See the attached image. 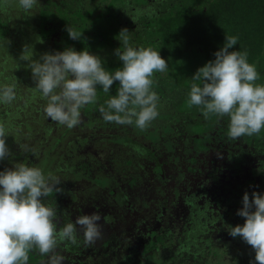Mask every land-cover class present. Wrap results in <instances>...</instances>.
<instances>
[{
  "label": "trees",
  "instance_id": "obj_1",
  "mask_svg": "<svg viewBox=\"0 0 264 264\" xmlns=\"http://www.w3.org/2000/svg\"><path fill=\"white\" fill-rule=\"evenodd\" d=\"M138 9H148L151 15H138ZM66 26L82 32L81 37L71 39ZM123 28L130 32L134 47L159 51L167 64L189 59L191 69H180L184 72L181 81H185V76L191 78L198 67L214 59L213 53L222 46L225 37L236 36L238 40L233 48L247 51L248 62L255 64L260 73L256 83L264 84V0H39L28 12L20 10L16 0H3L0 3V83H16L17 95L11 104L0 105V124L9 135L5 142L11 152V156L0 161V170L23 162L40 167L45 175L51 173L60 178L61 190L42 198L56 209L58 229L78 215L92 212L100 215L102 236L95 243L85 244L78 233V244L62 243L58 248L74 264H130L123 254L121 258L118 256L117 250H122L118 243L121 239L113 231L129 223L128 215L133 216L131 221L138 223L137 227L149 241L155 235L156 239H162L161 249L170 253L161 255L165 257V264H214L220 256L215 255L212 261L210 253H199L195 244L189 247L191 242L185 244L186 240L178 239L185 228L179 219L154 216L146 221L142 213L146 209L144 204L162 193L175 203L182 194L180 184L188 182L190 174L197 173L198 186L203 192H212L221 184L225 189L212 198L213 208L218 211L216 220L222 219L221 225L242 224L244 218L236 214L242 207V195L249 192L251 199L253 191L264 192V180L245 179L244 187L238 186L240 189L235 190L230 186L233 177L228 174L239 176L246 157L253 160L264 155V129L251 136L231 139L227 135V116L206 117L197 106H189L187 98L184 99L187 108L179 106L188 91L166 72L154 74L153 85L163 87L161 91H154L159 100L165 101L168 97L165 99L164 95L170 87L175 88L174 94L179 93L172 109L182 114L173 129L177 137L185 134L178 146L182 148V157L177 150L176 155L169 157L172 146L164 142L163 147L161 142L170 141L164 136L172 132L164 133V127L152 129L153 121L143 130L134 124L107 122L95 104L81 110V122L72 129L43 115L45 101L34 91L31 71L27 68L26 60L32 52V58L36 59L42 53L68 47L77 51L87 48L102 59L106 69L113 65L109 69L112 71L122 63L114 50L123 49L117 35ZM25 45L28 50L23 51ZM118 83L114 81L110 90L115 92ZM108 94L97 90L99 102L103 103ZM25 143L34 149V156L21 152L19 145ZM260 163L263 170L264 162ZM260 166L253 168L251 174H260ZM182 198L186 200V196ZM225 232L227 260L249 264L254 255L251 246ZM219 246L216 243L211 252L219 253ZM151 247L144 244L145 251ZM28 255V264H42L40 260H44L37 250L29 251ZM138 257L142 264H162L159 257L151 260Z\"/></svg>",
  "mask_w": 264,
  "mask_h": 264
},
{
  "label": "clouds",
  "instance_id": "obj_2",
  "mask_svg": "<svg viewBox=\"0 0 264 264\" xmlns=\"http://www.w3.org/2000/svg\"><path fill=\"white\" fill-rule=\"evenodd\" d=\"M39 0H16L25 12L33 10ZM3 3V0H0ZM138 15H151L148 9H138ZM66 31L71 39H79L82 32L70 26ZM126 28L120 30V47L114 50L122 62L115 70L103 66L102 59L87 48L79 51L68 47L62 51L45 52L26 61L34 82L33 89L45 101L42 112L46 118L69 129L81 122V110L97 101V90L110 93V86L118 81L115 94L99 106L107 122L135 125L146 129L158 116L159 96L152 89L153 76L166 70L167 61L151 47H134ZM236 36L225 37L222 46L213 53L214 59L197 68L190 78L187 93L189 106H197L207 117L227 116V135L236 140L257 134L264 129V84L255 64L248 62L247 51H239ZM27 45L23 51H26ZM16 83H0V105L16 99ZM9 136L0 124V161L11 156L5 142ZM21 152L36 154L29 144H20ZM60 178L45 175L40 167L15 162L0 170V264H28L29 251L37 250L44 257L42 264H64L58 251L62 243L76 245L78 233L85 244H93L102 236L98 213L78 215L75 220L57 228L56 209L42 198L59 192ZM242 207L236 214L244 218L242 224L224 227L250 245L253 258L249 264H264V192L242 195Z\"/></svg>",
  "mask_w": 264,
  "mask_h": 264
},
{
  "label": "flooded vegetation",
  "instance_id": "obj_3",
  "mask_svg": "<svg viewBox=\"0 0 264 264\" xmlns=\"http://www.w3.org/2000/svg\"><path fill=\"white\" fill-rule=\"evenodd\" d=\"M113 94H115L114 91L110 92L106 97V99H108L109 95H113ZM162 101L163 100H159L158 102V116L153 120V124L151 125V128L153 129L154 126L155 129H157V127L160 128L164 127V130H166L168 127H170L169 130H167L165 133L167 132L170 133L169 131H171L172 133L164 136L166 138H169V140L171 141V142L169 141V143L173 148L169 157L172 158L174 155H176V150L181 153V157H182V148L179 149L178 146L184 140L185 134H181L182 136L177 137L176 135H174L176 133L173 130L176 129V126H178L179 123L178 120L180 119L179 116L180 115L182 116V114L179 115V112H177V110L172 109V107L168 106V103L164 104ZM103 103L98 102L97 108H99V106L102 105ZM97 112H99V109ZM162 141L163 142H161V144H163L164 142L165 145L167 144L166 143L167 141L165 140ZM165 145L163 144V147H165ZM245 161L246 163L242 167V169H240L242 170V172H240L239 176L234 177L236 175L233 176L232 174H228L229 177H233L231 179L230 186H232V188L235 190H238L240 188L242 189V187H244L245 179L253 178L254 181H257V179L264 180V168L262 170L260 166L261 164L260 162H264V155H259V158L254 157L253 160H251L250 158L247 159L246 157ZM198 166L200 168L202 167L201 165ZM258 166H260V170H262L261 173L259 174L255 172L254 174H251V172L254 171L253 168L256 167L258 168ZM204 169H206V167ZM204 169L202 170L203 172L202 175L205 177L206 173ZM196 175L197 173L192 175L190 174L188 176V182L180 184L181 186L180 192L182 194L180 199L176 200L175 203L170 202L169 199L170 197L168 198L166 193H162V195H159V197L155 198L154 200L151 199L149 202L145 201L146 203L144 204V206L146 209H144L142 213L144 214V216H146L145 218L146 221L147 219L150 220L151 217L154 216L159 217V219L163 218L165 220L168 218L170 219L173 218V220L179 219V221H181L180 224L183 225L182 227H185L178 236L179 240H186L185 244H188L187 242H191L188 244L189 247H191L190 245L195 244V249L198 250L199 253H203V252L204 254L210 253L209 255L211 256V260L212 257H214L215 255L220 256V259L216 261L214 264H227L229 262H232L227 260L228 256L227 253L225 252V246L223 243L224 241H226L227 233L225 232L226 229L224 225H221L222 219L216 220V213L218 211H216L213 208L214 203H212V198L215 196V194H221L222 192H224L223 185L221 184L220 186L217 187L218 189H215L214 191L211 190L212 192L205 193L202 190H200L201 188H199L198 186L199 174L198 176ZM238 186H240V188ZM250 187H253V185H250ZM245 189L248 188L245 187ZM175 196L179 198V196L177 195ZM184 196H186V200L182 198ZM183 200L187 201V203H185ZM136 214L137 212L134 213L133 215ZM130 216L131 215L127 216V219H129L128 220L129 223L125 224L123 227H120L119 229L112 227L114 229L113 230L114 233H118L119 238L121 239V241H118V243H119V247H122L121 248L122 250H117V253H119L118 256L121 258L123 254L128 259L130 264H132L131 263L132 260H134L133 261L134 264H142L139 261L138 255L143 256L145 259L147 258V260L154 259L155 256V257H159L162 260L161 261L162 264H165L164 263L165 257H162L161 255H169L170 253L163 251L164 250L163 248H162L163 250L161 249V245L162 243H164L162 239L161 240L156 239V235H155L153 239L150 240L152 241L150 243L149 239L146 238L145 234L141 233V229L137 227L138 223H134V221L133 222L131 221L133 216L132 217ZM186 230L188 231V233H186ZM213 239L215 240V242ZM216 243H219L220 245L219 246L220 252L212 253L211 252V249L213 248L212 246L215 247ZM144 244H148V245L150 244V246L153 247L145 251ZM233 263L238 264L236 262ZM64 264H74V262L72 259L66 256Z\"/></svg>",
  "mask_w": 264,
  "mask_h": 264
},
{
  "label": "rangeland",
  "instance_id": "obj_4",
  "mask_svg": "<svg viewBox=\"0 0 264 264\" xmlns=\"http://www.w3.org/2000/svg\"><path fill=\"white\" fill-rule=\"evenodd\" d=\"M111 66H113V65H111ZM111 66H107L108 67V70L111 68ZM180 69H182V70H185V69L186 70H190L191 69V67H190V60L189 59H184V60H180V61H172V62H169L168 63V68H166L167 71L165 70L162 73H165L166 72L167 75L170 76V79H172L173 81H175L177 83H180V85L183 88H185L186 89L185 91L187 92V91H189L191 81H190V78L187 77V76L184 77L185 78V81H181V75L184 72H182ZM192 75H191V77H192ZM97 87H98V90H100L99 89V86H97ZM152 89L153 90L154 89H160V91H161L163 89V87L161 88L159 86L153 85L152 86ZM169 90L171 91V93H170V91H166L167 93L164 95V98L166 96L168 97L167 101L163 100L162 102L164 104L165 103H168V106L173 107L172 102H176L175 101V97L178 99L179 98V93H175L174 94L175 88L171 90V87H170ZM182 90L184 91V89H182ZM110 92H113V90H110ZM177 92H179V91H177ZM98 93H100V92H98ZM100 98L97 97V101L94 103L96 110L99 109V108H97V103L99 102ZM186 98H187V95L182 99V101L180 102L179 106H184L185 108H187V106H185L186 105V100H184ZM199 111L202 112L201 110H199ZM201 114L204 115L203 113H201ZM187 123H189V122H187ZM160 131H162V129ZM163 131L165 133L167 130H163ZM164 133H162V134H164ZM145 141L147 142V140H145ZM167 142H169V141H167ZM227 264H235V263L229 262Z\"/></svg>",
  "mask_w": 264,
  "mask_h": 264
}]
</instances>
